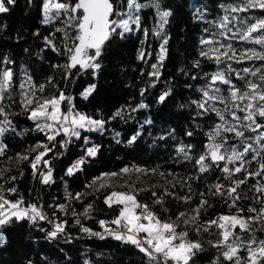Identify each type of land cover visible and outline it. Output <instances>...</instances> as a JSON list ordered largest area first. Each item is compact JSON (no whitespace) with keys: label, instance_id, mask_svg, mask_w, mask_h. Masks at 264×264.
I'll return each mask as SVG.
<instances>
[{"label":"trees","instance_id":"1","mask_svg":"<svg viewBox=\"0 0 264 264\" xmlns=\"http://www.w3.org/2000/svg\"><path fill=\"white\" fill-rule=\"evenodd\" d=\"M69 2L74 3L75 0ZM116 2L119 6V0ZM141 2L149 3L150 0ZM157 2L162 10L172 12L168 24L165 25V35L168 37L167 55L159 68V79L149 75L153 71L151 65L157 63L162 42L153 33L158 24L156 9L153 7L141 12L142 28L149 30L147 38L141 31L127 34L125 39L113 36L100 57L102 67L99 72L94 74L92 70L72 69L67 77L63 67L69 62L65 53L66 42L63 33L55 32V28L64 27V23L62 20L48 25L41 22L42 0H15L14 4L6 5L8 12L0 13V68H11L14 73L11 90L13 96L11 100H5V111L11 113L9 119L15 126V131L10 129L0 137V143L7 145L5 154L0 156V185L9 200L23 198L24 207L36 205L50 220L56 223L67 222L64 234L52 240L46 238V232L53 228V224L48 221L32 224L23 220L0 228V234L4 237L0 242V264H145L143 254L135 246L102 233L99 223L103 220L106 226L116 229V225L110 222L118 216L119 208H109L104 203L105 196L113 190L128 191L131 187H120L126 184L117 180L97 181L96 185L88 187L102 174L119 173L124 167L157 169L153 174L160 178L158 181L143 184L135 189H148L139 192L137 200L149 205L161 219L176 220L180 212L194 215L192 210L202 198L207 199L210 206L201 211V223L216 219L222 214L236 213V209H230L222 197L209 193L215 183L230 186V181L224 179L226 174L221 170L225 166L224 162H221L219 167L213 165L208 173L201 174L198 171L196 159L207 151V145L210 143L208 133L219 121L215 113L211 112L197 116L200 110L191 102L201 99L198 89L210 81V74L218 67L224 68V64L217 66L213 61L200 56L201 37L211 38L209 33L204 32L205 28H210L205 21H218L226 14L221 5H242L243 0ZM199 13H203L204 20L196 18ZM229 16L247 18L249 22H254L264 18V11L255 8L246 12L229 13ZM229 27L235 32L238 27L243 26L237 20ZM216 31V28H211V32ZM68 32L71 36L75 35L72 29H68ZM46 37L57 46L59 54L51 50L50 45L45 42ZM216 38L222 43L229 42L223 37ZM232 43L237 50L253 47L259 50V46L239 40H233ZM140 50L145 52V60L138 58ZM4 58L11 63L3 64ZM197 60L200 62L199 67L194 66ZM261 64H264V61H245L243 64L232 63V67L240 70ZM25 72L36 85L46 86L42 94L36 93L37 96H58L60 91H63L66 96L72 97V104L77 111L94 119L104 120V130H81L80 138L65 137L61 134L49 142L44 133L34 130V123L27 118L28 113L22 110L19 84L25 79ZM49 78L52 80L51 84ZM231 78L234 84L243 87V82L237 80L234 74ZM90 86H94V91L84 99L82 94ZM217 86L222 89L224 95L228 94L226 85ZM164 92L171 94L165 102L160 103L158 97ZM141 103L147 107L139 108ZM216 107L222 109L224 105L216 104ZM67 108L68 104L65 102L62 110L67 111ZM118 111L121 116L117 117L115 114ZM0 120H3V117H0ZM149 120L151 123H147ZM189 131L193 133L192 136L186 134ZM245 134L255 135L250 132ZM226 135L229 145L236 146L238 151L242 150L240 141L234 135ZM133 136H137L135 142L129 143ZM65 141L70 142L64 143ZM38 143L46 144L52 150L43 158L49 162L48 165L45 166L42 161L34 175L31 162L38 152L44 150L38 148L33 151ZM182 144L191 145L188 153L192 157L191 160H185L182 154L177 153ZM93 146L98 147V152L95 157H88L87 149ZM25 155L29 157L28 160L18 158ZM81 158L86 159V163L69 175L67 170ZM247 167L252 171L258 164L253 161ZM49 168L52 179L48 184H44L42 175ZM160 173H164V176ZM12 177L16 179L12 180ZM239 178L241 174L233 177ZM100 182L111 184L112 187L97 191ZM257 182L264 183V178H250L248 185L242 186L244 194L248 197L239 202L245 217L252 215L247 212L248 207H260L259 204H254L252 199L259 194L250 187ZM11 188L16 189L14 194L8 193L7 190ZM165 189L174 195L164 196ZM152 191L163 197V205L154 203L156 197L152 196ZM202 192L206 194L204 197L200 196ZM77 194H81L79 199H75ZM179 197H190V202L185 203L178 199ZM59 205H64L66 211H59ZM88 205L92 207L85 215ZM73 212L76 213L75 216ZM77 219L79 223H76ZM178 223V231H188L190 240H198L204 246V251L196 258V264H213L220 251L212 247L209 241L219 239L217 229L212 227L210 232L201 230L197 234L194 226H186L182 220ZM83 227L93 233L103 234L105 238L85 233L82 231ZM261 227L259 224L253 225L257 239H264V231H259ZM41 228L45 231H41ZM236 231L241 236H247L246 233H240L239 229Z\"/></svg>","mask_w":264,"mask_h":264},{"label":"snow or ice","instance_id":"2","mask_svg":"<svg viewBox=\"0 0 264 264\" xmlns=\"http://www.w3.org/2000/svg\"><path fill=\"white\" fill-rule=\"evenodd\" d=\"M15 0H0V13H6L9 8L6 5L14 4ZM156 9L158 24L153 30L154 35L161 39L160 51L157 56V63L151 65L153 71L149 73L151 77L159 79V68L166 59L168 37L165 35V25L169 22L172 12L162 10L157 0H150L149 3H142L141 0H119V6L116 0H75L70 3L69 0H42V23L45 25L54 24L57 20H62L64 27H56L55 32L63 33L65 40V53L68 56V63L63 67L65 75L71 73L72 69L80 71L92 70L95 74L99 72L102 65L99 62L106 44L113 36H119L125 39L127 34L141 31L145 38L149 35V30L142 28L141 12L148 8ZM226 13L218 21H205L210 28H205L204 32L209 33L211 38L201 37L200 56L213 61L217 66L224 64V68L210 74V81L204 87L198 89L201 93L200 100H193L197 109V116L215 113L218 123L214 125L208 133L207 151L196 159L198 171L201 174L208 173L213 165L219 167L224 162L222 172L225 173L224 179L230 181V186L225 187L222 183H215L209 189L213 196H220L228 207L236 209L235 214H222L216 219L200 222V214L203 209L209 207L207 199H201L196 208L192 210L194 215L186 212H180L176 220L161 219L160 216L151 210L149 205L143 204L137 200V195L141 191L148 189L129 188L128 191H111L105 196L104 203L109 207H118L119 214L110 223L116 225V229L106 226V222L101 220L99 223L108 235L114 239L126 244L135 246L145 258V264H196V258L199 253L204 251L203 244L198 240H190L189 233L186 230L178 231L180 227L178 221H183L186 226H194L197 234L201 232H210L212 227L217 229L219 239L209 241L212 247L220 251V255L213 261V264H264V239H257L256 229L253 225L259 224L262 227L259 231H264V183L257 182L251 185V189L259 195L253 197V203L259 204L260 207H248L247 212L251 213L245 217L244 209L239 206L241 200L248 199L244 194L242 186L248 185V180L257 177L264 178V64L254 67H243L237 70L232 67V63L243 64L245 61H264V18L256 19L249 22L247 18L229 16V13L246 12L258 8L264 11V0H243L242 5L224 6L221 5ZM199 11V10H198ZM204 20L203 13L196 17ZM239 20L235 32L229 27L230 24ZM134 26V27H133ZM211 28L218 31L211 32ZM68 29L75 32L74 36L69 35ZM231 33V35H229ZM53 36L55 33L52 34ZM216 37H223L228 43H222ZM239 40L259 46L257 48H248L237 50L232 41ZM45 42L50 45L51 50L59 54V49L49 37ZM207 46V47H205ZM151 54L149 53V56ZM138 58L145 60V52L140 50ZM3 64H9L11 61L4 58ZM194 66L199 67L200 62H194ZM59 67V66H55ZM243 82V87L234 84L231 76ZM13 71L11 68H0V137H3L10 129L15 131L12 120L9 119L11 113L5 111V100H11L13 92ZM206 76L208 74H205ZM251 77V79L249 78ZM195 79V77H193ZM49 83H52L49 78ZM227 86V95H224L222 89L217 85ZM45 85H36L30 75L25 72V79L19 84L20 104L22 110L28 113L27 118L35 125V131L44 133L49 142L54 141L56 136L63 134L65 137L80 138L81 130L100 131L105 128V121L94 119L86 114L80 113L72 104V97L66 96L63 91L59 95L51 97L37 96V92L43 93ZM94 91V86H90L82 95L84 99ZM144 90L141 91V95ZM170 92H164L158 97V102H165ZM67 102V111L62 110V105ZM216 104L224 105L217 108ZM147 105L141 103L139 108H146ZM136 109H133L135 111ZM242 113L243 115H240ZM115 116H121L118 111ZM115 118V117H113ZM151 123V121H147ZM246 132L255 135L246 136ZM192 136L191 131L186 133ZM234 135L242 145V150L238 151L236 146L229 145L228 136ZM139 135V133L137 134ZM137 136H133L129 143H134ZM163 138V137H161ZM70 141H65L68 143ZM87 143V138L85 137ZM119 142V141H117ZM63 146V144H62ZM7 145L0 143V156L5 154ZM43 148L38 152L31 167L38 170V165L43 161L45 166L48 161L43 158L52 149L46 144L38 143L33 151ZM191 145H181L177 149L178 154H182L185 160H191L188 154ZM98 147L93 146L87 149L88 157H95ZM21 160H28V156L18 157ZM255 161L258 167L249 171L247 165ZM86 163V159H79L67 171L73 174L74 170L80 168ZM232 165L233 167H229ZM157 169H147L143 167H124L120 173H104L88 185L89 188L97 184V181H106L107 178L116 177L121 174L139 176L147 175L149 172L155 173ZM236 174H241V178L233 179ZM164 176V173H160ZM168 175H173L168 173ZM193 177H188L192 179ZM15 180V177L11 178ZM52 179L51 169L47 174L42 175V182L48 184ZM199 179V177H197ZM186 183V181H185ZM174 186V185H173ZM112 187L111 184L100 182L97 191ZM120 187H126L121 185ZM190 190V187H189ZM8 193L14 194L15 188L7 190ZM81 194H77L75 199H79ZM164 196H173L172 192L165 189ZM205 193H200L204 197ZM152 196L156 197L154 203L164 204L162 196H158L152 191ZM185 203L190 202V197H179ZM23 198L15 201L9 200L4 194L3 186L0 185V228L10 225L13 222L27 220L32 224L38 221H48L53 224L51 231L46 232V238L49 240L56 239L58 235L64 234L65 224L56 223L36 205L24 207ZM91 205L85 209V215L91 210ZM59 211H66L64 205L58 206ZM167 211V209H165ZM75 216L76 213L73 212ZM76 223H79L77 219ZM240 233H246L247 236H241ZM41 231H45L43 228ZM82 231L90 235H99L104 239V235L93 233L90 229L83 227ZM4 240L0 234V242ZM246 253V255H241Z\"/></svg>","mask_w":264,"mask_h":264},{"label":"rangeland","instance_id":"3","mask_svg":"<svg viewBox=\"0 0 264 264\" xmlns=\"http://www.w3.org/2000/svg\"><path fill=\"white\" fill-rule=\"evenodd\" d=\"M47 172L45 174H47ZM159 179L160 178L158 176H155L152 172H149L147 175L141 174L139 176V179H137V174H135V173H133L131 175L121 174V175H118L116 177L107 178L106 182H111V181L117 180V181L124 182L126 184V186H128V187L136 188V187L142 186L143 184L156 182Z\"/></svg>","mask_w":264,"mask_h":264},{"label":"built area","instance_id":"4","mask_svg":"<svg viewBox=\"0 0 264 264\" xmlns=\"http://www.w3.org/2000/svg\"><path fill=\"white\" fill-rule=\"evenodd\" d=\"M101 230H102V233H105V234H106V232H105V230H104V228H103V227H101Z\"/></svg>","mask_w":264,"mask_h":264},{"label":"water","instance_id":"5","mask_svg":"<svg viewBox=\"0 0 264 264\" xmlns=\"http://www.w3.org/2000/svg\"><path fill=\"white\" fill-rule=\"evenodd\" d=\"M78 69V68H77Z\"/></svg>","mask_w":264,"mask_h":264}]
</instances>
